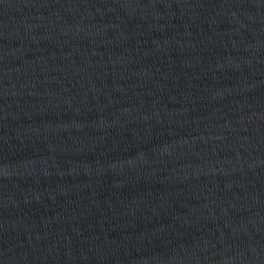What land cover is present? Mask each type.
<instances>
[{
    "label": "water",
    "instance_id": "water-1",
    "mask_svg": "<svg viewBox=\"0 0 264 264\" xmlns=\"http://www.w3.org/2000/svg\"><path fill=\"white\" fill-rule=\"evenodd\" d=\"M0 264H264V0H0Z\"/></svg>",
    "mask_w": 264,
    "mask_h": 264
}]
</instances>
